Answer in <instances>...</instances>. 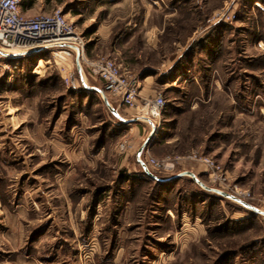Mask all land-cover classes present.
I'll use <instances>...</instances> for the list:
<instances>
[{
  "label": "rangeland",
  "instance_id": "obj_1",
  "mask_svg": "<svg viewBox=\"0 0 264 264\" xmlns=\"http://www.w3.org/2000/svg\"><path fill=\"white\" fill-rule=\"evenodd\" d=\"M23 1L61 10L88 59L153 77L143 97L166 108L141 159L160 181L138 161L149 118L114 104L116 118L86 65L55 49L0 59V264H264V216L173 179L264 212V0Z\"/></svg>",
  "mask_w": 264,
  "mask_h": 264
},
{
  "label": "built area",
  "instance_id": "obj_2",
  "mask_svg": "<svg viewBox=\"0 0 264 264\" xmlns=\"http://www.w3.org/2000/svg\"><path fill=\"white\" fill-rule=\"evenodd\" d=\"M23 0H0V47L14 56H26L44 50L55 49L56 58H76L80 55V64L88 68L91 78L102 82V90L129 109H134L139 116L148 117L153 123L160 120L166 108L162 95L153 98L143 97L138 80L126 72L117 62L110 58L90 60L86 56L83 37L76 32L61 10L52 14L27 15L22 12ZM76 49H75V48ZM6 57H9L6 56ZM5 58L0 52V59ZM76 75V74H75ZM68 87H79V79L73 74L64 77ZM127 144L120 149L125 151ZM206 165L214 183L224 184L227 176L220 166L210 158L188 157ZM151 166L159 167L156 160H149Z\"/></svg>",
  "mask_w": 264,
  "mask_h": 264
},
{
  "label": "water",
  "instance_id": "obj_3",
  "mask_svg": "<svg viewBox=\"0 0 264 264\" xmlns=\"http://www.w3.org/2000/svg\"><path fill=\"white\" fill-rule=\"evenodd\" d=\"M74 48H75V47H74ZM75 49H76V48H75ZM76 63H77L78 70L81 71L80 55H79V54L77 55ZM97 90H98L99 92L102 93V91H101L100 89H97ZM104 101H105L106 105L108 106L109 110L111 111V113H112L116 118H118V119L121 120L122 122H126L125 120H123V119L121 118V116L117 113V111L114 110V109L112 108V106H111L109 100H108L106 97H104ZM133 121H136V120H133ZM148 122H149L150 124H152V126H153L154 129H153L152 134L147 138V140L145 141L143 147L141 148V150H140V152H139V156H138V161H139V163L142 165V167L144 168L145 172H146L150 177H152L153 179H156V180L160 181L158 178H156V177H154V176H152V175L150 174L147 165H146V164L143 162V160L141 159V154H142V152L145 150V148H147V147L151 144V142L153 141V138H154V136H155V132H156V127H155V125H154V124L151 122V120H149V119H148ZM187 176L191 177V178H192L197 184H199V185H200L203 189H205L206 191H208V192H212V193H216V194H218V195H220V196H222V197H224V198H227V199H232V200L238 202L240 205H242V206H244L245 208H247L248 210H250L251 212H253L254 214H258V215H262V216H264V212L260 211L258 208L252 206L251 204H248V203H246V202H243V201H241V200H239V199H237V198H235V197H233V196H231V195H229V194H227V193H225V192H223V191H221V190L212 189V188H209V187L205 186L202 182H200V180L197 178V176H196L194 173H192V172H184V173H182V174H180V175L174 177L173 179L175 180V179H179V178H183V177H187ZM162 181H164V180H162Z\"/></svg>",
  "mask_w": 264,
  "mask_h": 264
},
{
  "label": "crops",
  "instance_id": "obj_4",
  "mask_svg": "<svg viewBox=\"0 0 264 264\" xmlns=\"http://www.w3.org/2000/svg\"><path fill=\"white\" fill-rule=\"evenodd\" d=\"M37 0H35L34 2H36ZM76 60H77V57L75 58ZM77 64V63H76ZM149 69V68H148ZM81 70H82V68H81ZM79 71V70H78ZM79 72H81V71H79ZM152 79V80H151ZM81 80H82V84H83V86H84V88L85 89H92L93 91H95L96 93H98V94H100L101 95V97H102V99H103V101H104V97H106L108 100H109V98H108V96H106V93L102 90V89H100V88H98V87H92V88H89V86H87V84L85 83L86 81L83 79V77H81ZM94 80H96V79H94ZM153 82H154V80H153V77H143V79L141 80V81H139V83H140V85H144V88L141 90V95L142 96H144V95H146V96H152L155 92H156V88L154 87V85H152L153 84ZM97 89H100L101 91H102V93L101 92H99ZM109 102H110V104H111V106H112V108L115 110V108L113 107V105L114 104H117L118 106H122V104L120 103V101L119 100H117V99H114V98H112L111 96H110V100H109ZM104 103H105V101H104ZM113 103V104H112ZM105 105H106V103H105ZM107 106V105H106ZM107 108H108V106H107ZM109 109V108H108ZM117 111V110H116ZM111 112V111H110ZM118 113V112H117ZM119 114V113H118ZM152 122V121H151ZM153 123V122H152ZM156 122H154V124H155Z\"/></svg>",
  "mask_w": 264,
  "mask_h": 264
},
{
  "label": "trees",
  "instance_id": "obj_5",
  "mask_svg": "<svg viewBox=\"0 0 264 264\" xmlns=\"http://www.w3.org/2000/svg\"><path fill=\"white\" fill-rule=\"evenodd\" d=\"M34 1H35V0H31V1H29L30 5H33V4H34ZM48 1H51V0H48ZM22 5H25L24 1L22 2Z\"/></svg>",
  "mask_w": 264,
  "mask_h": 264
},
{
  "label": "bare ground",
  "instance_id": "obj_6",
  "mask_svg": "<svg viewBox=\"0 0 264 264\" xmlns=\"http://www.w3.org/2000/svg\"><path fill=\"white\" fill-rule=\"evenodd\" d=\"M1 53H2V52H1ZM2 54H3V53H2ZM3 55H5V57H6V56H8V55H13V54H10V53H9V54H3Z\"/></svg>",
  "mask_w": 264,
  "mask_h": 264
}]
</instances>
